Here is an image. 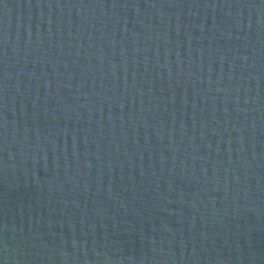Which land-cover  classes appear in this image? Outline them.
Here are the masks:
<instances>
[{
  "label": "water",
  "instance_id": "water-1",
  "mask_svg": "<svg viewBox=\"0 0 264 264\" xmlns=\"http://www.w3.org/2000/svg\"><path fill=\"white\" fill-rule=\"evenodd\" d=\"M0 264H264V0H0Z\"/></svg>",
  "mask_w": 264,
  "mask_h": 264
}]
</instances>
